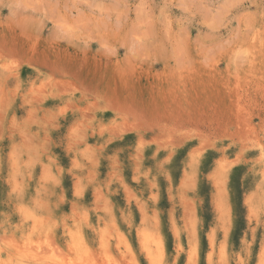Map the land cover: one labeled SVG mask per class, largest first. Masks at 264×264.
<instances>
[{"label":"rangeland","instance_id":"rangeland-1","mask_svg":"<svg viewBox=\"0 0 264 264\" xmlns=\"http://www.w3.org/2000/svg\"><path fill=\"white\" fill-rule=\"evenodd\" d=\"M0 258L264 264V0H0Z\"/></svg>","mask_w":264,"mask_h":264},{"label":"bare ground","instance_id":"bare-ground-1","mask_svg":"<svg viewBox=\"0 0 264 264\" xmlns=\"http://www.w3.org/2000/svg\"><path fill=\"white\" fill-rule=\"evenodd\" d=\"M36 233H37V231H36ZM32 234V233H31ZM46 247V246H45ZM30 248V247H29ZM42 248V247H41ZM19 249V248H18ZM17 249H15V251H16ZM19 250H22V249H19ZM40 250V249H39ZM43 250V249H42ZM46 250V249H45ZM3 251V250H2ZM145 251V250H144ZM17 252V251H16ZM20 252H22V251H20ZM31 252H32V250H31ZM45 252V251H44ZM39 253V252H38ZM41 253V252H40ZM39 253V254H40ZM32 254H34V253H32ZM20 255V254H19ZM23 256V255H22ZM37 256V255H36ZM28 258V257H27ZM46 258V257H45ZM89 258V257H88ZM1 259V258H0ZM35 259V258H34ZM38 259H39V256H38ZM84 259V258H83ZM20 262V261H19ZM95 262V261H94ZM2 263V262H1ZM0 263V264H1Z\"/></svg>","mask_w":264,"mask_h":264}]
</instances>
